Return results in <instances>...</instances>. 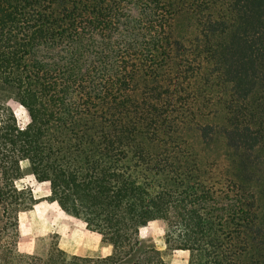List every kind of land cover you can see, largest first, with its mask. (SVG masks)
<instances>
[{
	"label": "trees",
	"instance_id": "obj_1",
	"mask_svg": "<svg viewBox=\"0 0 264 264\" xmlns=\"http://www.w3.org/2000/svg\"><path fill=\"white\" fill-rule=\"evenodd\" d=\"M22 163L124 250L19 253ZM0 210L24 264H168L150 214L190 264H264V0H0Z\"/></svg>",
	"mask_w": 264,
	"mask_h": 264
},
{
	"label": "rangeland",
	"instance_id": "obj_2",
	"mask_svg": "<svg viewBox=\"0 0 264 264\" xmlns=\"http://www.w3.org/2000/svg\"><path fill=\"white\" fill-rule=\"evenodd\" d=\"M9 104L19 125L24 127L29 122L27 111L16 102L11 101ZM22 169L24 177L17 182V186L31 188L39 203L19 215V253L45 259L57 248L69 256L98 259L124 250L119 232L111 244L103 242L101 235L88 229L84 221L64 212L56 202H50L49 182H38L25 163H22ZM139 223L141 241L160 250L168 264H190L194 252L166 245L167 223L159 214L144 215L139 218ZM2 227L0 210V230ZM10 241L8 232L0 233V264H24L23 261L14 260L9 253Z\"/></svg>",
	"mask_w": 264,
	"mask_h": 264
},
{
	"label": "crops",
	"instance_id": "obj_3",
	"mask_svg": "<svg viewBox=\"0 0 264 264\" xmlns=\"http://www.w3.org/2000/svg\"><path fill=\"white\" fill-rule=\"evenodd\" d=\"M36 206H38V204H37V205H35V207H36ZM35 207H34V208H35Z\"/></svg>",
	"mask_w": 264,
	"mask_h": 264
}]
</instances>
